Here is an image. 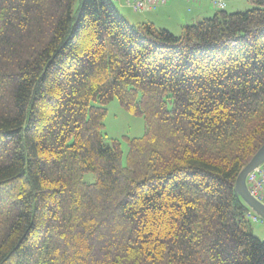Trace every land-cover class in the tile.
Listing matches in <instances>:
<instances>
[{
    "label": "trees",
    "instance_id": "trees-1",
    "mask_svg": "<svg viewBox=\"0 0 264 264\" xmlns=\"http://www.w3.org/2000/svg\"><path fill=\"white\" fill-rule=\"evenodd\" d=\"M251 2L176 36L112 0H0V264H264L235 190L264 145ZM114 99L145 120L126 165Z\"/></svg>",
    "mask_w": 264,
    "mask_h": 264
},
{
    "label": "rangeland",
    "instance_id": "rangeland-1",
    "mask_svg": "<svg viewBox=\"0 0 264 264\" xmlns=\"http://www.w3.org/2000/svg\"><path fill=\"white\" fill-rule=\"evenodd\" d=\"M205 2V6H203V10L201 12V19L199 21L203 20L204 18H210L213 17L217 12H227V13H236V12H246L249 10H252L254 8V4L251 2V0H197V3L202 4V2ZM81 0H77L75 10L78 8ZM223 4L224 7H220L219 4ZM116 4V3H115ZM123 5L116 4V7L118 8L119 12L127 19H129L130 23L133 25H138L137 20L133 19L130 15V12L128 10L122 9ZM124 7V6H123ZM128 7V6H127ZM197 7V6H196ZM131 13L134 12L130 7H128ZM183 11L186 12L187 8L183 7ZM194 9V8H192ZM189 9L190 11L192 10ZM197 10V8H195ZM194 10V11H195ZM193 12L192 14L186 13L184 14L183 18V24L185 25H192L197 22H199L196 18L198 16V13ZM136 15L142 16L141 13H134ZM171 26V25H170ZM171 32L175 34L176 36H180L182 34V29L176 26H171ZM170 31V30H169ZM108 113L105 118V133L108 138V140H119L122 143V150L124 153V165H126V158L128 153V143L127 139H135V138H141L145 133V120L141 116L133 115L129 112H127L119 103L117 99H114L112 102L108 105ZM92 180V177H89ZM252 217H250V231L251 233L259 238L260 240L264 241V220L257 216L254 212H250ZM253 216L257 217V221L253 220Z\"/></svg>",
    "mask_w": 264,
    "mask_h": 264
},
{
    "label": "crops",
    "instance_id": "crops-1",
    "mask_svg": "<svg viewBox=\"0 0 264 264\" xmlns=\"http://www.w3.org/2000/svg\"><path fill=\"white\" fill-rule=\"evenodd\" d=\"M122 5L124 7L122 6L121 8L124 10H128L130 12V15L134 17L133 19L137 20L138 23H152L158 28L172 31L171 26H176L180 29L184 26L183 20L181 19L187 12L190 14H192L193 12H196L195 14L198 13V16H196V18L199 21V19H201L202 17L201 12L203 10V6H205V2L203 1L200 5V3H197V0H169V2L164 6H160L141 13L142 16L136 15L134 13L132 14L125 3ZM183 7L187 8L186 12L183 11ZM190 8L194 9L190 11ZM195 8H197V10H195ZM127 20L130 21L128 18Z\"/></svg>",
    "mask_w": 264,
    "mask_h": 264
},
{
    "label": "built area",
    "instance_id": "built-area-1",
    "mask_svg": "<svg viewBox=\"0 0 264 264\" xmlns=\"http://www.w3.org/2000/svg\"><path fill=\"white\" fill-rule=\"evenodd\" d=\"M116 4H126L134 13H143L145 11L155 9L166 5L169 0H112ZM192 1V0H188ZM224 7L223 4H219ZM247 186L251 195L261 204L264 205V164L258 167L247 176ZM252 217L249 214V219ZM253 220L257 221V217L253 216Z\"/></svg>",
    "mask_w": 264,
    "mask_h": 264
},
{
    "label": "water",
    "instance_id": "water-1",
    "mask_svg": "<svg viewBox=\"0 0 264 264\" xmlns=\"http://www.w3.org/2000/svg\"><path fill=\"white\" fill-rule=\"evenodd\" d=\"M223 1V0H220ZM264 164V145L256 153L249 164L240 173L236 182V194L242 199L246 206L257 216L264 220V205L258 202L250 193L247 186V176Z\"/></svg>",
    "mask_w": 264,
    "mask_h": 264
},
{
    "label": "bare ground",
    "instance_id": "bare-ground-1",
    "mask_svg": "<svg viewBox=\"0 0 264 264\" xmlns=\"http://www.w3.org/2000/svg\"><path fill=\"white\" fill-rule=\"evenodd\" d=\"M249 218V217H248Z\"/></svg>",
    "mask_w": 264,
    "mask_h": 264
}]
</instances>
